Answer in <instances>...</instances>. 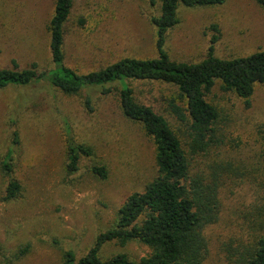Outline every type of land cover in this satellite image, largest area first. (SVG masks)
Segmentation results:
<instances>
[{
	"label": "rangeland",
	"instance_id": "374dc122",
	"mask_svg": "<svg viewBox=\"0 0 264 264\" xmlns=\"http://www.w3.org/2000/svg\"><path fill=\"white\" fill-rule=\"evenodd\" d=\"M54 9L55 0H0V68L25 69L32 63L41 71L55 67L48 28ZM159 14L160 4L148 0H73L65 24L64 64L86 74L125 57H157L151 18ZM179 14L181 22L166 41L174 60L204 59L215 24L221 31L217 56H247L264 49V7L256 0L180 6ZM132 85L139 102L168 120L186 149L192 172L210 173L215 163L225 169L219 218L206 228L204 264H231L236 251L264 234V83L256 85L250 105L216 84L207 98L220 111L219 142L196 154L189 146L190 119L179 120L169 107L178 98L177 87L146 80ZM180 105L186 108L184 102ZM67 126L77 143L94 152L81 157L74 173L67 168ZM10 149L12 176L22 190L16 199L4 200L10 176L2 163ZM96 165L107 168L106 179L93 172ZM156 176L154 141L141 123L124 114L119 90L102 95L98 88H88L71 96L48 81L0 89V264L6 257L13 264H63L68 250L80 258L98 234L116 222L126 198L142 192ZM26 245L28 251L17 257ZM151 251L139 241L125 246L109 242L100 255L108 259L125 253L139 261Z\"/></svg>",
	"mask_w": 264,
	"mask_h": 264
},
{
	"label": "trees",
	"instance_id": "16d2710c",
	"mask_svg": "<svg viewBox=\"0 0 264 264\" xmlns=\"http://www.w3.org/2000/svg\"><path fill=\"white\" fill-rule=\"evenodd\" d=\"M160 4V14L151 18L157 30L158 56L149 59L122 58L107 67L86 74L64 64L65 24L73 0H55V9L48 24L50 49L55 67L41 71L37 63L25 69L0 68V89L8 86H27L48 81L66 95H78L88 88H98L102 95L119 90L124 114L143 125L156 146L157 176L142 192L130 194L118 210L116 222L98 234L94 245L80 258L73 250L65 252L63 264H204L208 255L206 228L215 223L220 214V197L227 177L221 164L215 163L211 172H192V164L181 139L168 120L135 96L132 81L146 80L172 84L178 89V100L169 103L172 113L182 121L190 119V151L206 152L219 142L220 111L208 100L218 82L227 91H234L250 105L255 87L264 83V49L247 56L222 58L216 55L215 45L220 39V28L211 38L207 55L198 62L177 61L166 49L169 31L181 22L180 6L204 7L223 4L226 0H148ZM264 7V0H256ZM86 106L93 110L90 96ZM15 122V120L13 121ZM68 143L67 168L70 173L79 169L82 156L94 154L91 146L77 143L70 127H66ZM14 144L18 131H14ZM13 150L5 156L2 168L9 177L4 200L16 199L22 185L13 172ZM93 172L106 179L104 165L92 167ZM223 170V171H222ZM139 241L151 248V253L139 261L125 253L102 259V247L109 242L125 246ZM29 245L19 249L24 255ZM231 264H264V234L235 252ZM2 264H13L5 258Z\"/></svg>",
	"mask_w": 264,
	"mask_h": 264
}]
</instances>
